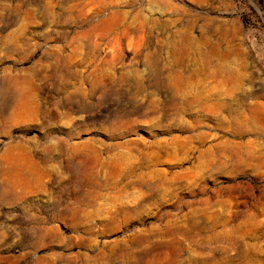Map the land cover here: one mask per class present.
<instances>
[{"label": "rangeland", "instance_id": "rangeland-1", "mask_svg": "<svg viewBox=\"0 0 264 264\" xmlns=\"http://www.w3.org/2000/svg\"><path fill=\"white\" fill-rule=\"evenodd\" d=\"M0 264H264V0H0Z\"/></svg>", "mask_w": 264, "mask_h": 264}, {"label": "bare ground", "instance_id": "bare-ground-1", "mask_svg": "<svg viewBox=\"0 0 264 264\" xmlns=\"http://www.w3.org/2000/svg\"><path fill=\"white\" fill-rule=\"evenodd\" d=\"M213 50H214V49H213ZM208 59H209V58H208ZM217 59H218V58H217ZM212 61H213V60H212ZM210 62H211V61H210ZM224 62H225V61H224ZM210 64H211V63H210ZM198 71H200V75H204V72L206 71V70H205V66H203L202 64H200V67H199V70H198ZM198 73H199V72H198ZM178 74H179V73H178ZM215 74H217V73H215ZM177 76H178V80H177V81H181V79H183V75L179 74V75H176V77H177ZM220 76H221V75H220ZM227 76H228V75H227ZM227 76H226V78H228ZM229 76H232V75H229ZM233 76H234V75H233ZM224 78H225V77L223 76V80H224ZM186 79H187V77H184V80H186ZM230 79H231V77H230ZM237 79H238V78H237ZM237 79H236V80H237ZM231 80H232V79H231ZM187 81H188V80H187ZM227 81H228V80H227ZM227 81H226V82H227ZM192 82H193V81H192ZM223 82H224V81H223ZM229 82H230V80H229ZM187 83H189V82H187ZM224 83H225V82H224ZM236 84H237V81H236ZM192 85H193V84H192ZM193 87H194V86H193ZM194 88H195V87H194ZM181 90H182V89H181ZM183 90H184V89H183ZM192 90H193V89H192ZM187 92H188V91H187ZM181 93H182V92H181ZM185 94H186V92H185ZM185 94H184V95H185ZM191 94H192V93H191ZM191 94H190V95H191ZM193 94H194V93H193ZM186 96H187V95H185V97H186ZM196 98L199 99V96L197 95ZM180 100H181V98H180ZM200 100H201V97H200ZM195 103H196V102H195ZM194 105H195V104H194Z\"/></svg>", "mask_w": 264, "mask_h": 264}]
</instances>
